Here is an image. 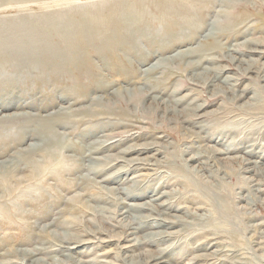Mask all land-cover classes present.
Masks as SVG:
<instances>
[{"label":"rangeland","instance_id":"rangeland-1","mask_svg":"<svg viewBox=\"0 0 264 264\" xmlns=\"http://www.w3.org/2000/svg\"><path fill=\"white\" fill-rule=\"evenodd\" d=\"M48 17L57 23L43 26ZM25 19L34 20L35 28L24 27ZM78 41L84 45L65 69L56 51ZM262 49L264 0H0V119L21 114L0 123V170L28 153L32 143L45 137L56 141L53 172L40 186L33 185L48 200L35 208L31 198L34 202L24 205L32 211L51 205L54 212L39 222L16 214L1 224L0 253L33 249L69 225L76 235L86 230L96 235L83 237L93 242L79 248L83 252L75 253L76 261L151 264L164 253L167 262L160 264H221L215 258L198 259L219 252L218 258L231 254L244 264H264V225L246 228L264 221V56L252 51ZM158 61L164 65L152 67ZM91 109L104 114L85 116L84 110ZM195 115L197 122L186 121ZM56 117L61 121L47 126L38 120ZM112 136L117 145L94 154ZM155 141L163 153L124 154ZM43 152V146L32 151L36 160L43 159ZM109 154L152 156L151 162L170 158L175 176H157V166L120 171L122 162L91 174ZM115 173L125 181H103L107 187L139 180L138 186L151 192L141 199L108 193L97 180ZM19 178L13 175L14 181ZM169 201L177 208L160 217L175 220L171 214H176L187 225L127 231L130 206L135 207L132 214L157 216L136 206L146 203L158 211ZM227 206L229 215L223 216ZM196 214L213 215L214 221L200 223ZM73 220L80 224L70 228ZM152 231L167 235L133 246L134 239ZM6 259L0 255V261Z\"/></svg>","mask_w":264,"mask_h":264},{"label":"bare ground","instance_id":"bare-ground-1","mask_svg":"<svg viewBox=\"0 0 264 264\" xmlns=\"http://www.w3.org/2000/svg\"><path fill=\"white\" fill-rule=\"evenodd\" d=\"M106 1V0H105ZM103 2V1H102ZM241 2V1H240ZM92 3V2H91ZM99 3V2H98ZM96 4V3H95ZM94 4V5H95ZM105 4V3H104ZM107 4V2H106ZM89 5V4H88ZM102 5V4H101ZM104 6V5H103ZM101 7V6H100ZM115 7V6H114ZM78 8V7H77ZM87 10H90V8H88ZM105 11V10H104ZM89 12V11H88ZM32 15V14H31ZM51 17L56 18L58 16L56 15H52ZM49 18V19H48ZM45 18L48 19L47 21H44L42 24L43 26L47 27L46 22H48V24L50 25H55L57 22V20L55 21L53 18ZM27 21V22H26ZM34 20L31 19H25L24 21H22L23 23H25L26 25L24 27H34ZM37 22V21H36ZM61 24V23H60ZM68 24V23H67ZM27 29H30V28ZM67 29V28H66ZM63 30H65L63 28ZM60 31V30H59ZM75 36V35H74ZM40 41V40H38ZM48 41V40H47ZM259 41V40H258ZM65 43H69L67 41H65ZM48 44H50V42H48ZM81 45H84V42L78 41L76 43H72V44H68L65 45L64 49L62 50H57V54L58 57L62 60V64L63 67L66 69L68 62L73 59H75L76 57V48ZM259 45V44H258ZM9 46V45H6ZM41 46V45H40ZM257 46V45H256ZM25 47H21L18 49L17 53L23 49ZM256 48V47H255ZM260 48V46H259ZM9 49V47L7 48ZM42 49V48H41ZM43 50V49H42ZM50 50V49H48ZM53 51L56 50V47H53L52 49ZM52 50L51 53H56L53 52ZM16 51V50H15ZM45 51V50H44ZM249 51V50H248ZM252 51H257L259 53H263L261 55L264 56V49L262 50H252ZM9 53H12V51H9ZM239 53V52H238ZM14 55V54H13ZM49 58V56H48ZM152 60V59H151ZM178 60V59H177ZM34 63L31 64V66L33 67ZM41 62L38 61L37 64H35V67L40 66ZM60 64V65H62ZM165 64H167L165 62ZM164 65V62L158 61L157 63H155L152 67L154 68H158ZM19 66V65H18ZM2 69V68H1ZM142 69V68H141ZM220 70V69H219ZM7 71V70H6ZM226 71V70H225ZM166 75V74H165ZM137 86V85H136ZM261 89V88H260ZM259 90V89H258ZM264 90V89H263ZM138 91V90H137ZM136 93V92H135ZM247 93V92H246ZM257 92H255L256 94ZM262 94V93H261ZM133 96V95H132ZM258 96V95H257ZM158 97V96H157ZM256 97V96H255ZM94 98V97H93ZM260 99V98H259ZM259 99H258V103H259ZM262 100V99H261ZM260 100V101H261ZM115 101V100H114ZM263 101V100H262ZM143 102V101H142ZM173 102V100H172ZM181 102V101H179ZM95 103V101H94ZM99 103V102H98ZM263 104V103H262ZM105 106V105H104ZM258 106V105H257ZM145 107V106H144ZM105 108V107H104ZM110 109H113V107H109ZM122 108V107H121ZM107 109V108H106ZM137 109V108H136ZM249 109V108H247ZM253 109V108H252ZM64 111V110H62ZM66 112V111H64ZM150 112V111H149ZM250 112V111H249ZM84 114L85 116H97V115H101L104 113H96L93 112L92 109L91 110H84ZM140 114V113H139ZM197 114V113H196ZM263 114V113H262ZM21 114L19 113H13L11 115L6 114L3 115V119H0V123H10L11 120H13L15 117L14 116H19ZM149 115V114H148ZM257 116V115H256ZM101 117V116H100ZM116 117V116H115ZM203 117V116H200ZM198 117L192 116L191 119H187L186 121H191L193 120V122L195 120H197ZM40 120V122H43V126H47L50 125V123L54 122V124L58 121H61V119L58 120V118H54V119H49V120H44V119H38ZM143 121V120H142ZM154 121V120H153ZM198 121V120H197ZM195 121V122H197ZM160 122V121H159ZM199 122H202L201 120H199ZM162 123V122H161ZM255 123V122H254ZM46 124V125H45ZM53 124V125H54ZM134 124V123H133ZM204 126H206L205 124H202ZM6 128V127H5ZM204 128V127H203ZM157 129V127H156ZM227 129V128H226ZM231 129V128H230ZM130 131V130H129ZM229 131H233L229 130ZM141 134V133H140ZM227 135V134H226ZM128 136V135H127ZM132 136L131 134L129 135V137ZM124 136H122L123 138ZM159 138L162 136H158ZM115 138V137H114ZM112 137L107 138L108 140L104 141V144H101L100 146H98L96 149H94L93 151L95 152L94 154H99L100 150L106 148V147H112L111 145L116 144V140ZM120 137L119 140L122 139ZM125 138V137H124ZM123 138V139H124ZM126 139V138H125ZM124 139V140H125ZM123 141V140H122ZM126 141V140H125ZM251 141V140H250ZM56 141L54 138H50V137H45L43 138V141L41 143H32L31 148H29V152L25 153V154H19L17 156H15L14 158H12L10 162V164L8 166H5L4 168H7L6 170H3L4 168H2L0 170V225L3 223H8V222H12L11 220H13V217H16L19 214L20 216H22V218L25 219H29V218H35V220L37 222H39L40 220H45V219H49L50 216H52L51 213L54 212V209L51 208H44V210L42 211H32V210H26L25 206H28L30 204H32L34 201L36 203V205H33V207H37L40 205L45 206V202L48 200V198L46 200H44L43 195H47L45 192L41 193V192H36L33 185H39L40 182H44L45 179L48 177V175L50 173H52V169H53V165H54V159H55V148L52 144H54ZM119 142V141H118ZM117 142V143H118ZM121 142V141H120ZM124 142V141H123ZM122 143V142H121ZM159 141H155L152 142L150 144H148L147 146H138V147H129L127 149L124 150V154H132L135 153L134 151L141 153V152H148L149 150H155L157 151V154L163 153L161 149L157 148L160 146ZM252 143V142H251ZM51 145V149H49ZM117 145V144H116ZM120 145V144H119ZM206 145V144H205ZM43 146V149H45L46 152H43V159L42 160H36V156L34 155V153H32V151L38 147ZM28 147V146H27ZM27 150V149H25ZM59 150V149H58ZM259 150V149H258ZM41 153V152H40ZM69 153V152H68ZM123 154V153H122ZM123 154V155H124ZM90 155V154H89ZM88 155V157H89ZM141 155V154H140ZM66 156V155H65ZM75 156V155H74ZM96 156V155H95ZM142 156V155H141ZM152 156H149L148 158L146 157H140L139 155H137L135 157H127L125 158L124 156H119V155H115V154H109V155H105L103 156V160L100 163L101 167L99 169H95V171H90V173L93 175H97V172H101L115 164L121 163L122 162V168L119 169L120 171L123 170L124 168L127 167H134V169L136 168H145V169H150V168H146V167H150V166H157L156 169H159L161 171H159V173L157 174V176L159 177H166V178H170V177H174V171H172L169 166L172 165L171 164V160L170 158H166V160H162L161 162L158 161V159H156L155 162H151L152 160L149 159ZM153 158V157H152ZM198 158V156H194L192 157V159ZM64 160V159H63ZM67 160V159H65ZM69 160V159H68ZM101 160V159H100ZM214 161V160H213ZM159 166H158V163ZM196 162V161H195ZM264 162V161H263ZM5 165V164H4ZM2 165V166H4ZM56 165V164H55ZM107 165V166H105ZM249 165V164H248ZM252 165V164H251ZM257 165V164H256ZM1 166V167H2ZM183 166V165H182ZM207 166V165H205ZM63 167V166H62ZM57 167H55L56 169ZM67 168V167H66ZM152 168V167H151ZM193 168V167H192ZM256 168V167H255ZM65 169V168H63ZM129 169V168H128ZM186 170V168H184ZM189 169V168H188ZM61 169H59L60 171ZM155 170V169H153ZM55 172V171H54ZM172 172V173H170ZM205 172V171H204ZM48 173V174H47ZM164 173H166V175H163ZM220 174V173H219ZM13 175H20L21 178L19 179H15V181L13 180ZM116 173L112 176L103 178L101 181L97 180V183H100V187L105 189L108 193L111 194H118L119 192H122L123 194H125V196L127 197H131L132 199H138V198H142L144 196H148L149 192H151V189H146V185L144 186H138L139 184V180H135L134 181V185L132 186H127V187H120V185H117V187H107L103 181H112L113 183L116 184H120L121 182L125 181V177L122 179L121 177H119ZM196 177V176H195ZM90 178V177H89ZM121 178V179H120ZM6 179V180H5ZM91 179V178H90ZM11 181H13V184H11ZM96 181V180H95ZM141 182V181H140ZM143 182V181H142ZM143 184V183H142ZM40 186V185H39ZM38 188V187H37ZM264 188V187H263ZM112 190H115L116 192L113 193ZM135 190V191H134ZM40 191V190H39ZM42 191V190H41ZM156 191V190H155ZM256 191V190H255ZM216 193V192H215ZM258 193V192H257ZM169 192H163L161 195H159L158 197L154 198V199H158L160 197H163L165 195H168ZM110 195V194H109ZM110 197H112L113 199L115 198L110 195ZM174 197V196H173ZM252 197V196H251ZM20 198V200H19ZM33 198L34 201L32 202L30 199ZM118 198V197H116ZM106 199V198H104ZM244 199V198H243ZM19 200V201H18ZM254 200V199H253ZM117 202V201H116ZM227 202V201H226ZM257 202V201H256ZM259 202V201H258ZM34 203V204H35ZM252 204V203H251ZM250 204V205H251ZM25 205V206H24ZM163 206V210H158L155 209L154 207H149L148 204L146 203H142V204H138L136 207L137 208H149L151 210L152 213H155L157 216H152L151 214L149 216H144V215H135L132 214L131 212L133 211V209H135V207L130 206V209H127L125 212L127 213V216L125 217H131L130 223L127 225V231L128 230H132L131 233H137L138 231L142 230V229H155L156 227H163V226H172L173 224L177 223V222H182L184 225H187L188 221L181 218V216L178 215H173V217L175 218V220L173 219H163L161 218L162 215H170V213H168L167 209H176L177 207H175V205H173V203H171V201L167 202H163L161 204ZM11 206V207H10ZM229 208L230 207H225V209L223 210V216L225 215H229ZM252 209V208H251ZM132 210V211H131ZM254 211V209H253ZM252 212V211H251ZM59 213V212H58ZM236 213V212H235ZM255 213V212H254ZM257 213V212H256ZM16 215V216H15ZM231 215V214H230ZM253 214L250 215V218L252 217ZM161 216V217H160ZM194 217H196L195 219H197L200 223H210L214 221V217L213 215H208V214H196ZM232 217V216H231ZM168 218V217H167ZM237 218V217H236ZM232 219V218H231ZM235 219V218H234ZM23 221V220H22ZM56 222V220H54ZM234 221V220H233ZM16 221H14L15 223ZM55 222H52L51 225H55ZM72 222L71 227H74L80 223L76 222V220L74 221H70ZM41 223V222H40ZM104 223V222H103ZM181 223V224H182ZM199 223V224H200ZM22 224V223H21ZM24 224V223H23ZM49 224V223H48ZM33 225V224H32ZM44 225V224H42ZM198 225V224H197ZM212 225V224H211ZM214 225V224H213ZM259 225H264V221L261 222L260 224H254V225H248L246 228L249 230H254V227H257ZM17 226V225H16ZM15 226V227H16ZM24 226V225H23ZM41 226V225H40ZM68 226L69 225H64V227L66 228V230L63 233H58V234H51L50 240L48 241H40V243H37L38 245L35 246L33 249H14V250H9L7 252L4 253H0L1 256H4L5 258H7L6 260H1L0 264H91L90 262H84L81 260L76 261L75 260V253H81L83 252V250L79 249L82 247H86L89 244H91V240L89 239H84V236H90L93 235L94 238H96V235H94L91 230H86L85 232H83V236L80 235H76L74 233H71L70 231H68ZM227 226V225H226ZM103 227V226H102ZM101 227V228H102ZM218 227V226H217ZM228 227V226H227ZM18 229H21V227H17ZM41 228V227H40ZM222 228V227H221ZM43 229V228H42ZM23 232H25V230H22ZM101 230H99L98 232L100 233ZM255 231V230H254ZM32 232V231H31ZM29 231L28 234H30L29 236L31 237V239L34 237V233H31ZM102 232V231H101ZM51 233V232H49ZM165 232H159V231H152V232H148L144 235V237L142 238H136L134 239V243L133 246H139V245H146L147 243H151V242H155L154 240L156 239H163V237H166V235L164 236ZM172 233V232H171ZM222 233V232H221ZM3 234V233H2ZM233 234V233H231ZM236 235V234H234ZM122 238V237H121ZM120 238V239H121ZM39 240V239H38ZM45 240V239H44ZM36 241V240H35ZM101 241V240H99ZM103 242V241H102ZM72 244H75L76 246L72 247ZM132 246V247H133ZM125 247V246H124ZM122 248V247H121ZM223 250H221L222 252ZM229 252L234 251L233 249H228ZM228 252V253H229ZM227 253V252H225ZM45 255L47 256V258H43V257H39V255ZM159 255L154 256V258L151 260L153 264H160V263H166L167 262V256L164 253H158ZM220 255L219 252H216L215 254H212L210 256V254H205V255H201L198 257V259H213L215 258L217 261H221V264H244L243 262H241L240 260L236 259V257H232L231 254H228L227 257L225 258H218V256ZM149 256V254H148ZM231 256V257H230ZM63 257V258H61ZM210 257V258H209ZM239 258V257H238ZM241 258V257H240ZM66 259V260H65ZM51 260V263L49 262ZM53 260V261H52ZM242 260V258H241ZM67 261V262H65ZM71 261V262H68ZM120 261V260H119ZM78 262V263H77ZM134 260H127L125 261V263H129V264H135ZM110 263V262H107ZM151 263V264H152ZM112 264V263H111Z\"/></svg>","mask_w":264,"mask_h":264}]
</instances>
